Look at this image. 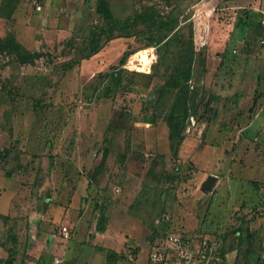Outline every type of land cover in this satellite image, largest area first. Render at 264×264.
<instances>
[{
    "label": "rangeland",
    "instance_id": "obj_1",
    "mask_svg": "<svg viewBox=\"0 0 264 264\" xmlns=\"http://www.w3.org/2000/svg\"><path fill=\"white\" fill-rule=\"evenodd\" d=\"M74 3L70 33L39 59L0 54V264L10 248L14 264H147L160 235L189 231L220 236L227 264H264V0H112L121 20L158 17L89 56L96 0ZM169 14L192 24L195 50L180 143L159 97L175 48L151 46ZM146 50L149 70L129 69ZM115 68L139 75L104 97L98 74Z\"/></svg>",
    "mask_w": 264,
    "mask_h": 264
},
{
    "label": "trees",
    "instance_id": "obj_2",
    "mask_svg": "<svg viewBox=\"0 0 264 264\" xmlns=\"http://www.w3.org/2000/svg\"><path fill=\"white\" fill-rule=\"evenodd\" d=\"M18 3L19 0H0V17L9 19L14 13ZM199 12L200 11H197L195 14L197 20H199ZM91 16L95 23L91 24L88 31L90 49L87 56L96 54L101 48L102 41L113 39L121 34L123 29L129 30L131 25L136 24L138 21L147 24L158 17L141 11L135 14L131 20H121L114 15L109 0H96L95 8ZM171 16L172 14H169L167 21H161V23H159V28L162 29L164 33L159 42L156 41L154 44H151V46L159 49L161 48L160 46L163 45L170 54L172 49L175 48L176 62L169 72V78H167L159 90V97H164L166 93L168 94L170 103L165 116V122L169 129V139L172 142V140L176 138L180 143L183 139L181 136L182 126L189 116V103L194 102L196 98V93L190 90L189 85L193 77L195 50L193 47L192 24L190 22L187 23L188 25H186V28L179 26L176 18ZM201 20L206 26L209 16L208 19L201 17ZM185 29H187V33H185ZM151 38H154V36H151ZM0 54L13 55L16 61L22 65L30 64L41 57L40 51L27 49L12 32H8L5 36L0 38ZM123 60L124 59H121L122 65L124 64L122 62ZM137 75H139V73H132L125 68H115L111 72L98 74L101 81L100 83L103 85L102 96L109 97V94L122 84L123 87H130ZM124 77L126 79L125 84ZM148 77H151V74ZM3 87L4 84L1 83L0 91L4 89ZM196 113L197 110L193 112V114ZM222 253H227L224 241L222 244ZM15 259V250L14 248H10L8 256L2 264H14ZM36 264L42 263L39 262Z\"/></svg>",
    "mask_w": 264,
    "mask_h": 264
},
{
    "label": "crops",
    "instance_id": "obj_3",
    "mask_svg": "<svg viewBox=\"0 0 264 264\" xmlns=\"http://www.w3.org/2000/svg\"><path fill=\"white\" fill-rule=\"evenodd\" d=\"M76 1L19 0L14 13L9 19L0 17V38L5 36L6 33L12 32L29 50L39 51L40 48H47L46 44L51 45L49 42L56 41L58 38L70 33L71 22L69 17L74 19V2ZM109 3L111 5L112 0H109ZM36 5H39L40 9L37 10ZM212 175L216 176L218 184L219 176L215 173ZM241 180L246 181L242 178ZM10 192L8 199L11 198L13 191ZM2 198L1 196L0 201L3 200ZM2 208H5V206L3 205Z\"/></svg>",
    "mask_w": 264,
    "mask_h": 264
},
{
    "label": "built area",
    "instance_id": "obj_4",
    "mask_svg": "<svg viewBox=\"0 0 264 264\" xmlns=\"http://www.w3.org/2000/svg\"><path fill=\"white\" fill-rule=\"evenodd\" d=\"M36 9H40V6L36 5ZM210 10L214 12L215 8ZM259 24L263 32L259 43L264 44V16ZM255 214L264 219V197L256 207ZM162 219H168V215L163 214ZM60 233L65 238L69 237L66 226L61 228ZM222 244L220 236L206 235L198 231L170 232L151 244L147 264H227V254L222 253ZM129 258L132 259V256ZM54 263L58 264L60 260L55 259Z\"/></svg>",
    "mask_w": 264,
    "mask_h": 264
},
{
    "label": "bare ground",
    "instance_id": "obj_5",
    "mask_svg": "<svg viewBox=\"0 0 264 264\" xmlns=\"http://www.w3.org/2000/svg\"><path fill=\"white\" fill-rule=\"evenodd\" d=\"M147 50L145 52H138L135 55H132V60L130 62V65L128 66L131 70H140V71H148L149 70V64L150 59L147 54ZM150 52V51H149Z\"/></svg>",
    "mask_w": 264,
    "mask_h": 264
},
{
    "label": "water",
    "instance_id": "obj_6",
    "mask_svg": "<svg viewBox=\"0 0 264 264\" xmlns=\"http://www.w3.org/2000/svg\"><path fill=\"white\" fill-rule=\"evenodd\" d=\"M216 176L214 175H209L201 184L200 189L203 193L207 194L210 191H212L213 186L216 182Z\"/></svg>",
    "mask_w": 264,
    "mask_h": 264
}]
</instances>
